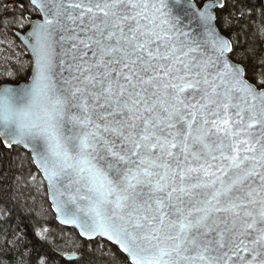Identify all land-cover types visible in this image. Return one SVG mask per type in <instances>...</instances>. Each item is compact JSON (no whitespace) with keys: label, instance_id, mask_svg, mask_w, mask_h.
I'll use <instances>...</instances> for the list:
<instances>
[{"label":"snow or ice","instance_id":"6c2138e0","mask_svg":"<svg viewBox=\"0 0 264 264\" xmlns=\"http://www.w3.org/2000/svg\"><path fill=\"white\" fill-rule=\"evenodd\" d=\"M29 3L33 75L0 84V144L31 150L61 223L113 264H264V59L218 26L225 0Z\"/></svg>","mask_w":264,"mask_h":264},{"label":"trees","instance_id":"16d2710c","mask_svg":"<svg viewBox=\"0 0 264 264\" xmlns=\"http://www.w3.org/2000/svg\"><path fill=\"white\" fill-rule=\"evenodd\" d=\"M225 2L218 26L225 35L239 40L238 51L251 49L245 60L249 67L258 65L264 59V36L259 32V26L264 25L262 0ZM27 14L38 16L28 0H0V84L19 83L29 77L28 54L14 33L28 28ZM225 18L231 20L226 29ZM258 71L250 73V78ZM44 229L48 231L42 239L37 233ZM72 252L82 254V259L65 257ZM113 254L124 255L106 240L89 241L74 228L59 224L30 154L18 145L6 148L0 144V264H40L41 258L46 264H113Z\"/></svg>","mask_w":264,"mask_h":264},{"label":"water","instance_id":"95a60500","mask_svg":"<svg viewBox=\"0 0 264 264\" xmlns=\"http://www.w3.org/2000/svg\"><path fill=\"white\" fill-rule=\"evenodd\" d=\"M28 2H29V0H28ZM262 3H263V7H264V0H262ZM29 4H30V3H29ZM30 5H31V4H30ZM31 6H32V5H31ZM36 10H37V12H38V17H32V16H30L29 14H27V15L25 16L26 21H27V23H28V28H27L25 31H23V32H22V31H17V30L14 31L15 35L17 36V38L19 39L20 43H21L22 46L25 48L27 54L30 56V59H31V65H30V74H29V77H28L27 80H25V81H21V82H19V83H8V82L2 83V84H4V85H8V86H11V87H16V86H19V87H25L28 83L31 82V77H32V75H33V60H34V57H33V53H32V51H31L30 47H28V46L25 44V42H24V38H25L26 33L29 32V31L31 30V24H32L33 22H38V21L42 20V18H43V17H42V14L39 12V10H38V9H36ZM184 23H185L186 25L189 24V20H185ZM190 29H191L194 33H195L196 31H198L195 20H192L191 25H190ZM185 30H189V29H185ZM263 47H264V42H263ZM57 80H59V77H58V76H57ZM14 146H15V145H14ZM18 146H20V145H18ZM20 147L23 148L24 150H26V151L30 154L31 159H32V153H31V150H30V149H26V148H24L23 146H20ZM6 148H7V147H6ZM32 162H33V160H32ZM33 164H34L35 168L37 169V171L39 172V174L41 175V177H42V179H43V181H44V183H45L46 191H47V196H48V200H49V202H50V204H51V208H52V210H53V212H54V214H55V218H56L57 222H58L59 224H61L62 226H66V227L74 228V229L78 232V234H79V231H80V230H79L75 225H72V224H63V223H61L60 219L57 218V217H58V213H57V211H56V209H55V207H54L53 192L50 190L49 185H48V181L44 178V175H43L42 171L38 168V166H37L34 162H33ZM63 183L66 185V184H67V181L65 180ZM72 191H74V188L72 189ZM64 198L66 199L67 196H65ZM79 235H80V234H79ZM80 237H81V236H80ZM82 238L87 239V238H85V237H82ZM95 238H101V239L107 241V239L104 238V237H99V236H97V237H94L93 239H95ZM108 242H110V243L113 244V242H111V241H108ZM115 246L119 249L118 245H115ZM124 255H126V254H124ZM65 257L68 258V259L76 258V257H74V256L69 255V253H67V254L65 255Z\"/></svg>","mask_w":264,"mask_h":264},{"label":"rangeland","instance_id":"374dc122","mask_svg":"<svg viewBox=\"0 0 264 264\" xmlns=\"http://www.w3.org/2000/svg\"><path fill=\"white\" fill-rule=\"evenodd\" d=\"M38 17V16H37ZM259 32L261 34V36L263 37L264 36V25H260L259 26ZM27 53V52H26ZM27 62L29 63V65H31V59H30V56L28 55V60Z\"/></svg>","mask_w":264,"mask_h":264}]
</instances>
